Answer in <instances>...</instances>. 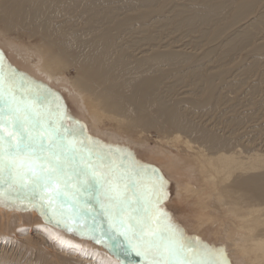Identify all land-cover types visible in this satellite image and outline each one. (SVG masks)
Wrapping results in <instances>:
<instances>
[{"label": "bare ground", "instance_id": "6f19581e", "mask_svg": "<svg viewBox=\"0 0 264 264\" xmlns=\"http://www.w3.org/2000/svg\"><path fill=\"white\" fill-rule=\"evenodd\" d=\"M263 15L264 0H0V48L13 68L62 90L92 137L159 168L175 192L167 217L188 241L230 264H264L262 164L247 166L210 114L228 101L214 84L226 65L245 49L264 52ZM195 181L209 190L199 195ZM8 206L23 212L18 221L60 224L98 245L69 248L73 237L61 247L36 228L41 240L18 233L29 244L10 264H118L75 192L49 206L7 184L0 221Z\"/></svg>", "mask_w": 264, "mask_h": 264}, {"label": "rangeland", "instance_id": "374dc122", "mask_svg": "<svg viewBox=\"0 0 264 264\" xmlns=\"http://www.w3.org/2000/svg\"><path fill=\"white\" fill-rule=\"evenodd\" d=\"M256 29H261L264 33V23H259ZM250 51H252V49L248 48L238 55H235L230 64L226 65V68H228L227 75L219 77L214 82L222 98L224 96L228 101L222 99V104L217 109H213L210 114L214 116L212 122H214L215 125L217 123L220 124L226 134L239 140L241 145L238 148L243 151V156L248 159L247 166H249V162L262 164V167L257 170V172L263 173L264 52L252 55ZM0 72H2L4 77V99L11 101L10 104L0 102V109H2L4 113H8L10 108H16L18 105L21 108L32 106L35 111L40 114V118L43 121L42 128L47 129L51 122L52 126L56 128L67 141L75 142L78 155L81 158L84 157L86 160V171L88 173L100 172L105 176V179H107L103 188L105 194L109 195L113 190L123 186L129 185L132 187V185H136L133 189L138 193L142 204L143 199L141 198V193L144 189L141 187V178L143 184L147 185L149 189L152 188L153 184L159 185L160 178H162L163 198L159 200L158 207L163 210L165 216L161 222H158L155 218L150 220L149 227L153 230H163L167 225H172L167 217V202L173 197L175 192L171 183L163 177L156 165L150 163L142 164L138 162L136 158L132 157L129 152H126L124 148L108 147L102 140L92 137L87 131L84 120L79 119L76 115L73 104H71L70 99L65 96L63 91L13 68L3 48H0ZM237 73L238 75L234 76ZM247 110L249 112H246ZM248 113L249 115L246 117L245 114L247 115ZM4 120L5 127L0 131V136L5 137L3 147L7 150L9 133H13L14 135L13 143L16 142V137L15 130L8 122L10 117L5 115ZM104 125L105 128H109L108 123H104ZM108 131L113 132L112 128ZM41 134L39 129L33 131L34 136L39 137ZM44 135L47 140L53 138L50 132ZM123 135L124 137L126 136L125 134ZM46 139L45 141H47ZM155 141L156 138L154 136L149 138V144L153 145ZM117 153L119 154L117 155ZM61 159L63 162V174L58 177V183L63 195L60 199L67 198L68 194L72 192L79 195V204L81 208L86 210V212L100 225V239L103 245H106L108 250H110L108 254L111 256H114V254L119 255L113 257L114 261L118 264H147L145 255L143 253L138 254V248L131 244L122 234L123 230L120 225L122 217L118 218L116 216L113 204L102 205L98 208H94L90 204L91 193L97 187V182L92 183V180L79 182L75 180L71 172L74 167L80 165V161L74 157H62ZM136 172H140L141 177H138ZM26 175V168L13 169L10 175L9 170L5 167L4 170L0 172V187L12 183L24 187L26 195L29 196L33 202L42 200L41 195L47 197L51 196L50 192L46 191L40 193L38 189L34 190L30 181L27 178H22L26 177ZM193 184L196 186L199 195L201 193L204 195L205 191L209 190V188L204 187L201 182L195 181ZM126 195L133 206L134 200L132 195ZM202 198H204V196H202ZM152 199L155 203V197ZM2 211L5 213V217L8 216V218L0 221V252L7 257L6 260L0 261V264H10L15 256L16 259L21 258L19 257L21 253L20 248L26 245L27 240L21 241L18 237L16 239L19 232H26L27 235L30 236V239L41 240V237H39L40 235L38 236V234H36L38 233L36 230L37 228L43 235L48 236L45 238L51 241H56L55 239H58V241H56L59 242L58 245L61 246L62 244L65 248L69 245V239L74 237V234L70 230L60 224L51 226L47 224L45 220L40 219V224L38 223L36 225L34 223L36 225L34 226L32 223H26L22 220L18 221V217L23 214L18 208L8 206L7 209ZM213 212H215V210H213ZM1 214L3 215V213ZM35 219L36 218H34V220ZM180 235L184 241L194 246V248L189 249L185 253L187 257L197 262L201 259H221L225 264H230L224 251L222 252L221 249L214 247L212 249V247L208 248L203 244H195L193 241H188L181 233ZM80 239L83 240V242L85 241V244L82 243ZM80 239L76 235L72 240V244L69 245V248H85V246L88 245L94 246L95 248L96 246L98 247V245L95 246L93 242L90 244L91 241L87 242V240L83 238ZM27 244H29V242H27ZM44 244L43 247L50 250V244H47L46 241ZM201 248H207L210 252H214V255H209L207 253L199 254ZM103 251H105V249ZM10 254L12 255L11 257Z\"/></svg>", "mask_w": 264, "mask_h": 264}, {"label": "snow or ice", "instance_id": "6c2138e0", "mask_svg": "<svg viewBox=\"0 0 264 264\" xmlns=\"http://www.w3.org/2000/svg\"><path fill=\"white\" fill-rule=\"evenodd\" d=\"M3 74L0 72V102L10 104V100L4 99L3 93ZM39 99V97H38ZM10 117L8 121L15 130L16 142L13 143L14 135L9 133L8 147L4 149V136H0V172L6 167L11 175L13 169L26 168L27 178L34 190L38 189L40 193L50 192L51 197L41 195V199H48L49 206L54 199L61 198L63 193L60 191L58 177L63 174L62 157L72 158L70 154L76 152V145L73 141H67L49 123L47 129L42 128V119L40 114L32 106L10 108L8 113L0 109V131L5 127L4 116ZM39 129V137L33 135V131ZM52 133L53 138L45 143L46 133ZM58 149V150H57ZM50 155H44L45 153ZM39 161V167H37ZM80 174L87 175L84 169H80ZM141 177L140 172H136ZM93 179L92 183H95ZM163 180L160 178V184H153L149 189L143 184L141 178V187L144 189L141 193L143 203L140 198L137 199L138 207L133 209L126 193L113 190L108 199L114 206L116 216L123 217L126 212L131 211L133 214L128 216V223L121 219L120 225L124 229L122 233L128 239V233L131 232L129 242L135 241L138 254L143 253L147 258V264H225L221 259L200 261L193 260L185 253L194 248L193 245L184 241L179 231L172 225H167L163 230H153L149 227V222L155 218L161 222L165 216L163 210L158 207L159 200L163 198L162 193ZM136 185H132L135 187ZM155 197V203L153 202ZM214 255L207 248H201L199 254Z\"/></svg>", "mask_w": 264, "mask_h": 264}, {"label": "water", "instance_id": "95a60500", "mask_svg": "<svg viewBox=\"0 0 264 264\" xmlns=\"http://www.w3.org/2000/svg\"><path fill=\"white\" fill-rule=\"evenodd\" d=\"M45 143L47 145L48 141H46ZM44 155H49V153L46 152ZM70 156H72L75 159L80 161V165L74 167V169L72 170V175L75 178V180H77L79 182H82V181L95 179L97 181V187L91 193L92 194L91 195V203L95 207L102 206L104 204H110L111 202L108 199L109 195L102 193L104 185L106 184V181H107V179H105V176L102 173H100V172H97V173H88V172H86V170H85V168H86V160H85L84 157L81 158L78 155L77 151L74 154H70ZM36 163L39 166V161H37ZM80 169H84L85 172L87 173V175L80 174ZM116 191H120L121 193H130L132 195V197H133V200H134L132 208L135 209V208L138 207L137 199L139 198V196H138V193H136V191L132 187H129V186L128 187H121V188L116 189ZM140 203H141V201H140ZM132 214L133 213L131 211L126 212L124 214V216L122 217V220L125 222V224L128 223V216H130ZM122 230L124 232L123 228H122ZM128 237H129L128 238V241H129L130 238H131V232L130 231L128 233ZM131 244H133L134 246L137 247L135 241H131Z\"/></svg>", "mask_w": 264, "mask_h": 264}, {"label": "crops", "instance_id": "0c3cea01", "mask_svg": "<svg viewBox=\"0 0 264 264\" xmlns=\"http://www.w3.org/2000/svg\"><path fill=\"white\" fill-rule=\"evenodd\" d=\"M46 142V141H45ZM38 166V165H37ZM74 169V168H73ZM85 170H86V168H85ZM87 172V171H86ZM72 173V172H71ZM92 181H93V179H92ZM96 181V180H95ZM97 182V181H96ZM129 186V185H128ZM128 186H123V187H128ZM129 187H131V186H129ZM121 188V187H120ZM133 188V187H132ZM118 189V188H117ZM136 191V190H135ZM102 193L103 194H105L104 192H103V190H102ZM137 193V192H136ZM110 194H112V193H110ZM109 194V195H110ZM126 194H130V193H126ZM139 196V195H138ZM140 198V197H139ZM140 201H141V199H140ZM90 204L92 205V207H94V208H98V207H95L92 203H91V199H90ZM110 204H112V203H110ZM110 204H104V205H110Z\"/></svg>", "mask_w": 264, "mask_h": 264}]
</instances>
